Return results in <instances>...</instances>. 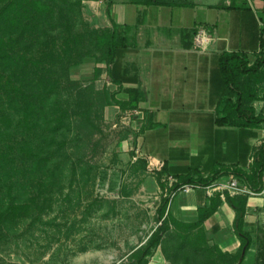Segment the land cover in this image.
<instances>
[{
    "label": "crops",
    "instance_id": "0c3cea01",
    "mask_svg": "<svg viewBox=\"0 0 264 264\" xmlns=\"http://www.w3.org/2000/svg\"><path fill=\"white\" fill-rule=\"evenodd\" d=\"M99 3L107 20L105 26L120 30L126 38V47L110 65L115 80L106 69L102 72L119 99L128 97V89H138L142 94L130 118L135 124L133 132L146 124L137 134L136 151L147 162L148 170L155 174L163 163L172 170H197L202 176L223 167L247 169L254 149L264 141V125L257 129L216 125L223 90L218 58L224 51H241L250 61L254 59L264 20V0ZM197 26L207 27L211 36L203 51L193 45ZM253 105L256 112L264 113L261 92ZM108 107L119 109L117 105ZM169 178L175 180L168 176V184ZM216 193L222 202L204 221L203 229L209 241L222 251L235 252L240 244L233 231L235 213L224 193L216 191L213 195ZM213 195L202 187L177 191L169 200L167 212L177 220L192 222L197 219L198 208L207 206ZM260 225L264 227V187L248 196L245 212V228L251 234ZM254 255L251 245L241 264H253ZM147 264L171 263L157 248Z\"/></svg>",
    "mask_w": 264,
    "mask_h": 264
},
{
    "label": "rangeland",
    "instance_id": "374dc122",
    "mask_svg": "<svg viewBox=\"0 0 264 264\" xmlns=\"http://www.w3.org/2000/svg\"><path fill=\"white\" fill-rule=\"evenodd\" d=\"M26 9L23 4L15 10L21 16L19 23L30 21L31 14L44 13L55 35L57 52L70 50L75 58L83 56L70 68L68 80L56 83L51 111L43 112L39 119L42 125L32 133L34 149L49 147L54 159L48 166L50 172L43 167L36 174L40 186L34 213L22 214L0 232V264H128L132 252L145 243L156 226L155 208L165 189L158 186L156 175L143 167L145 159L136 151L131 110L102 104L99 91L113 90L102 72L104 62H96L101 51L89 43L92 29L109 28L101 4L99 0H52L51 9ZM59 14L64 17H57ZM40 49L41 53L48 51L44 44ZM97 66L103 69L95 78ZM34 67L41 74V65L38 68L34 62ZM58 76L53 70L48 77L53 82ZM6 85L10 83L0 67V88ZM73 85L82 86L89 94L91 91L90 123L69 108ZM88 85L92 90L85 87ZM16 133L21 136L22 127ZM46 141L51 146L46 147ZM24 183L29 185L31 180ZM256 230H252L255 253L261 249Z\"/></svg>",
    "mask_w": 264,
    "mask_h": 264
},
{
    "label": "trees",
    "instance_id": "16d2710c",
    "mask_svg": "<svg viewBox=\"0 0 264 264\" xmlns=\"http://www.w3.org/2000/svg\"><path fill=\"white\" fill-rule=\"evenodd\" d=\"M23 4L26 10L34 6L51 9L52 0H0V67L2 73L7 74L10 83L0 88L3 91L0 93V232L22 214L31 216L34 206L39 205L37 190L40 180L36 174L43 170V167L47 173L50 172L48 166L53 163L54 156L49 147L48 150L34 149L36 144L32 133L42 125L39 126V119L43 112L51 111L52 99L57 94L56 83L59 79L68 80L70 68L83 56L81 53L75 58L70 50H64L63 54L57 52L55 35L48 22V16L44 13L30 15V10V21L19 23L21 16L15 10ZM67 8L72 10L71 7ZM60 9L64 10L65 6H60ZM60 16L59 14L57 17ZM61 17H64L63 14ZM261 21L258 50L252 61L241 51H224L218 58V69L223 84L219 99V116L215 118L218 126L257 129L264 125V113L256 112L253 105L260 92L264 97V20ZM38 33L44 38H40ZM89 34V43L95 50L101 51V56L96 62H104V69L114 81L110 65L114 64L126 47L125 36L113 26L99 31L92 29ZM41 44L48 48L47 52L41 53ZM34 62L38 68L41 65L38 69L41 74L35 69ZM29 63H32L31 66ZM102 69L98 66L94 68L95 78ZM53 70L59 76L50 82L48 76L51 77ZM70 82L74 84V80ZM85 87L92 90V85ZM72 88V106L69 105L71 112L90 123L91 91L89 94L82 86L76 88V85ZM99 93L102 104L117 105L122 111L137 109L138 102L142 99L138 89H128L126 99H119L114 90L108 92L103 89ZM19 127L23 130L21 136L16 133ZM144 128L146 124H142L138 132H132L133 137ZM44 138L45 136H41V139ZM45 146H51V143L46 141ZM145 166L146 161H143V167ZM229 174L235 175L253 192H260L264 187V141L254 149L247 169L238 166L223 167L213 170L208 176H202L197 170H172L163 163L159 170L155 171L159 187L165 189V194L161 196L155 208L156 226L145 243L132 252L128 264H147L157 247H160L165 259L171 264H241L253 242L251 232L245 228L248 195H230L227 191L224 192L225 201L234 210L233 231L240 240L235 252L222 251L216 243H210L203 229L204 221L222 202L218 193L210 198L207 206L198 208L197 219L192 222L177 220L167 212L172 195L184 184L204 187ZM168 176L175 178L169 185ZM25 180H31V183L26 185ZM20 183L21 185H18ZM256 229V239L260 242L261 249L256 251L253 264H264V228L257 226Z\"/></svg>",
    "mask_w": 264,
    "mask_h": 264
},
{
    "label": "built area",
    "instance_id": "2783aa9c",
    "mask_svg": "<svg viewBox=\"0 0 264 264\" xmlns=\"http://www.w3.org/2000/svg\"><path fill=\"white\" fill-rule=\"evenodd\" d=\"M211 40V36L209 34V30L204 26H198L196 33L193 37V45L198 50H205L208 46V43ZM252 160V158H251ZM174 179L169 178V184ZM201 187L200 185L194 184H184L178 191H186L191 188ZM206 190L207 194L213 195L214 192H219L220 195H223L225 191H227L230 195L236 194H245L248 196H252L258 194L253 192L245 183L240 182L237 177L233 174H229L224 180H215L211 184L202 187ZM165 194V193H164Z\"/></svg>",
    "mask_w": 264,
    "mask_h": 264
}]
</instances>
